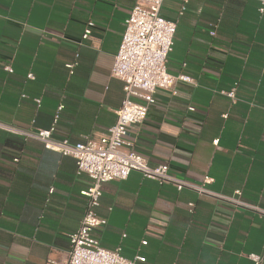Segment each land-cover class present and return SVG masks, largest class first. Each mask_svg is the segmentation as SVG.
<instances>
[{"label":"crops","instance_id":"crops-1","mask_svg":"<svg viewBox=\"0 0 264 264\" xmlns=\"http://www.w3.org/2000/svg\"><path fill=\"white\" fill-rule=\"evenodd\" d=\"M134 2L0 0V121L45 129L62 104L54 139L103 136L124 96L110 69ZM259 4L163 0L161 17L176 21L166 69L193 82L157 88L127 138L149 164H167L170 176L264 210ZM74 61L70 72L65 65ZM233 86L235 101L219 93ZM205 176L212 180L204 183ZM90 182L77 174L73 157L0 128V264H64ZM96 212L105 219L93 230L99 244L119 247L128 259L145 257L136 264H254L249 253L262 255L264 264V214L223 197L177 190L133 170L102 185Z\"/></svg>","mask_w":264,"mask_h":264},{"label":"built area","instance_id":"built-area-1","mask_svg":"<svg viewBox=\"0 0 264 264\" xmlns=\"http://www.w3.org/2000/svg\"><path fill=\"white\" fill-rule=\"evenodd\" d=\"M163 0H135L128 16L125 18L124 30L120 43L114 55L110 75L123 82L124 96L117 111L116 121L98 140L86 139L71 143L67 139L56 140L52 137L62 104L57 106L52 123L48 128L31 130L0 121V128L24 137L34 138L43 143L46 149L69 155L75 159L77 174L85 173L91 182L82 194L87 197V206L76 230L69 233V252L64 264H136L143 262L145 257L136 255L128 259L121 255L120 248L107 249L101 246L93 235V230L105 224L96 208L100 202L102 185L111 180L125 179L133 170L144 177L156 180L158 183H171L177 190L189 187L198 193H209L233 202L235 205L254 209L264 214V210L255 205L245 203L238 198L216 194L203 185H196L170 176L167 164L151 165L133 148V141L127 138L128 129L135 124H141L149 107L155 102L154 93L157 88L172 87L176 81L192 83L193 79L179 73L173 75L166 69L168 54L172 50L173 38L176 32V21L161 17L160 9ZM258 11L264 12V0H259ZM184 10L181 7L180 13ZM93 22L82 33L85 39L91 32ZM210 34L214 35L213 29ZM78 54H75V58ZM76 61L65 66L72 71ZM11 70L9 66H5ZM28 78H33L29 73ZM219 93L236 100L235 87L221 90ZM37 104L39 99H36ZM189 109L192 110L190 107ZM225 116V115H224ZM212 179L203 178L204 183ZM52 188L49 192H52ZM239 194V191H237ZM146 241H142L145 244ZM248 257L259 264L263 256L249 253Z\"/></svg>","mask_w":264,"mask_h":264}]
</instances>
